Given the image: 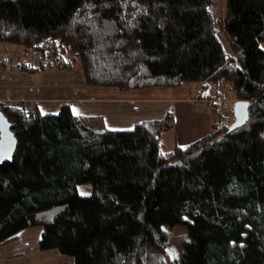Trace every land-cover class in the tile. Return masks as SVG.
Segmentation results:
<instances>
[{
  "label": "trees",
  "instance_id": "16d2710c",
  "mask_svg": "<svg viewBox=\"0 0 264 264\" xmlns=\"http://www.w3.org/2000/svg\"><path fill=\"white\" fill-rule=\"evenodd\" d=\"M214 4L0 0V46L21 50L19 72L78 68L88 87L119 93L198 85L195 106L216 100L209 132L165 151L173 113L109 130L68 105H1L16 148L0 164V246L40 227L38 249L74 264H264V0H224L218 24ZM239 101L246 125L221 126L220 108ZM173 227L186 229L175 259Z\"/></svg>",
  "mask_w": 264,
  "mask_h": 264
},
{
  "label": "crops",
  "instance_id": "0c3cea01",
  "mask_svg": "<svg viewBox=\"0 0 264 264\" xmlns=\"http://www.w3.org/2000/svg\"><path fill=\"white\" fill-rule=\"evenodd\" d=\"M14 51L19 50L1 46L0 58ZM189 88L185 94V88L164 89L162 91L169 98L162 99L159 96L146 99L112 90L103 91L100 96L86 85L84 75L78 68L45 70L34 75L19 72L15 67L0 70V106L33 103L40 113L55 115L62 105H68L74 115L101 120V127L109 130H128L140 121L159 119L167 113H173L177 126L180 119L178 108L185 110L181 109V106L189 105L185 99L199 95L198 85ZM201 114L206 115V125L202 132H209L213 117L205 109L198 113L199 116ZM163 136L171 138L169 141L172 146L178 145L176 134L172 131ZM40 235V229H25L17 234L14 239H17L16 242L1 245L0 264H67L56 250L38 251ZM68 264L72 262L68 260Z\"/></svg>",
  "mask_w": 264,
  "mask_h": 264
},
{
  "label": "rangeland",
  "instance_id": "374dc122",
  "mask_svg": "<svg viewBox=\"0 0 264 264\" xmlns=\"http://www.w3.org/2000/svg\"><path fill=\"white\" fill-rule=\"evenodd\" d=\"M223 8H224V0H215L214 15H215L217 24L220 22V17L223 16V14H224ZM217 32H218V36L220 38V41H221L226 53L236 60L238 58V52L233 51L230 48L227 35L225 34L223 29L219 25L217 28ZM20 51L21 50L14 51L13 54L15 55V54L19 53ZM32 75H34V74H32ZM194 86H196V85L184 87L185 88L184 94L186 93V91H188V89H190L189 87H194ZM226 88L227 87L222 89L220 87L221 93L227 92ZM91 89H94L93 91H95L100 96H102L103 91L110 92L109 90L116 91L117 93H119L117 90L110 89V88H91ZM162 90H164V89L136 90V91L128 92L126 94L127 95H137L138 97H142V98H146V99L153 98V96H159V97H161V99L162 98H169V96H167L166 92H164ZM120 94H122V93H120ZM185 100H187L185 102H188L189 105L186 104L185 106H181L182 107L181 109H185V110H179L180 108H178V113H180V115H179L180 119H179V122L177 123V126H175L174 129L171 130L172 133H174V135L176 134L177 144L179 146H186L189 143H191L192 141H194L196 138L203 136V135L208 133V131L202 132V130L204 129V127L206 125V115L201 114L199 116L198 113L204 109L209 112V109H208L209 107H207V105H205L204 107L195 106L194 105L195 103H197V104H199V103L196 102V100L193 101L192 97H189L188 99H185ZM234 104L235 103H232L230 105V111L225 113V117L228 118L231 121V123H234ZM188 107H190V108H188ZM40 114L41 115H50V114H44V113H40ZM211 115H210L211 117H215L216 114L211 113ZM96 122H100L99 126L103 125V122H101V120L96 119ZM246 123L247 122L242 124V126H245ZM176 127H177V130H176ZM113 130H116V129H113ZM121 130H124V129H121ZM169 133H170V131H169ZM168 137L169 136H163L162 137V144H161V150L162 151L170 150L173 147L171 144V141H169L171 138L170 137L168 138ZM77 190H78V193L82 196L89 195L91 193V185L90 184L79 185L77 187ZM34 229H40L42 231V229L40 227H36ZM168 232L170 234V237L166 243V246L168 248V251L170 252V255L175 259L178 255V250L180 247V238L185 234L186 229L184 227H173L171 230H168ZM16 240L10 242L8 245L16 242ZM3 246H1V247H3ZM38 251L41 253L47 252V251H40L39 249H38ZM50 251H52V250H50ZM62 257H63L64 261L66 260L67 264H68V260H70L72 262V264H74V260L72 258L64 256V255H62ZM62 264H65V262H63Z\"/></svg>",
  "mask_w": 264,
  "mask_h": 264
},
{
  "label": "water",
  "instance_id": "95a60500",
  "mask_svg": "<svg viewBox=\"0 0 264 264\" xmlns=\"http://www.w3.org/2000/svg\"><path fill=\"white\" fill-rule=\"evenodd\" d=\"M234 124L232 128L238 127L247 119L246 102H234ZM16 148V138L10 130V123L0 111V164L10 161L14 155Z\"/></svg>",
  "mask_w": 264,
  "mask_h": 264
},
{
  "label": "built area",
  "instance_id": "2783aa9c",
  "mask_svg": "<svg viewBox=\"0 0 264 264\" xmlns=\"http://www.w3.org/2000/svg\"><path fill=\"white\" fill-rule=\"evenodd\" d=\"M44 57L41 54H33L31 58H29V62L32 64H36L38 61L42 60ZM46 60H52V54L48 53L47 57H45ZM23 60L22 55L20 54H11V55H5L4 57L0 58V70L3 69H11L13 65H16L20 63ZM205 105L209 106L210 104H214L216 100L214 97L207 98L206 100L203 101ZM202 103V102H199ZM197 104V103H195ZM225 107H221L220 110L218 111L219 113V118L218 121L221 126L223 127H229L231 121L225 117Z\"/></svg>",
  "mask_w": 264,
  "mask_h": 264
}]
</instances>
